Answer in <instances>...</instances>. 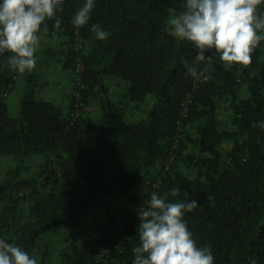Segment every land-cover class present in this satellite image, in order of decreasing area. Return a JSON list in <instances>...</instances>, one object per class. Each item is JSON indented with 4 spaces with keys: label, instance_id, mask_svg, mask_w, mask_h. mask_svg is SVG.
Instances as JSON below:
<instances>
[{
    "label": "trees",
    "instance_id": "1",
    "mask_svg": "<svg viewBox=\"0 0 264 264\" xmlns=\"http://www.w3.org/2000/svg\"><path fill=\"white\" fill-rule=\"evenodd\" d=\"M82 3L64 0L60 27L55 18L41 25L62 38L56 56L72 73L69 109L26 91L13 115L0 94V156L15 161L0 182V236L33 255L41 233L79 224L98 198L118 192L126 197L120 217L111 214L113 224L101 238L71 244L60 259L132 264L139 210L119 238L112 234L128 205L143 201L158 180L154 191L168 193L167 199L198 201L184 219L198 245H211L215 264H264V129L252 127L264 120V40L247 65L225 67L212 54L200 62L208 79L198 80L183 63L194 61L195 49L170 32L169 21L185 0H96L90 20L77 29L70 18ZM95 23L108 31L106 39H96L90 28ZM76 39L81 50L74 48ZM8 55L0 54L6 92L17 74L7 66ZM77 61L83 66L79 83ZM108 78L125 85L123 98L107 96ZM92 103L101 110L99 119L84 113ZM131 104L137 116L127 113ZM32 154L45 161L35 175L22 178ZM176 187L180 192L173 196ZM24 188L30 190L15 193ZM103 242L109 246L99 254Z\"/></svg>",
    "mask_w": 264,
    "mask_h": 264
},
{
    "label": "clouds",
    "instance_id": "2",
    "mask_svg": "<svg viewBox=\"0 0 264 264\" xmlns=\"http://www.w3.org/2000/svg\"><path fill=\"white\" fill-rule=\"evenodd\" d=\"M96 0H83L70 18L77 29L91 18ZM264 0H185L184 9L169 21L173 36L190 42L195 49L194 61H184L187 74L200 78V62L215 54L225 67L234 63L247 65L252 52L264 35ZM64 0H0V54L6 51L7 66L18 73L36 67L40 47L41 25L52 19L59 28ZM98 40L106 39L108 31L95 23L90 26ZM203 79H208L203 75ZM252 127L264 129V120L253 121ZM180 188H172L173 196ZM185 196L190 193L185 190ZM168 193L151 192L147 207L137 211L138 243L131 249L132 264H215L211 245L200 246L184 219L185 211L198 206L192 199L169 200ZM0 264H40L21 245L0 236Z\"/></svg>",
    "mask_w": 264,
    "mask_h": 264
},
{
    "label": "crops",
    "instance_id": "3",
    "mask_svg": "<svg viewBox=\"0 0 264 264\" xmlns=\"http://www.w3.org/2000/svg\"><path fill=\"white\" fill-rule=\"evenodd\" d=\"M39 34L40 47L36 53L38 57L36 67L23 74L17 72L13 86L6 92L5 95V86L0 85V94L3 96L9 111L13 115L18 114L20 97L24 92L30 91V85L37 89L35 92L30 93L33 97L49 100L61 107L63 111H67L69 109L71 94L74 91L72 73L70 70L62 67V62L59 61L56 56L60 48H62V38L51 35L44 29L40 30ZM54 70L55 72L57 70L61 71V75L56 79L52 77ZM106 83V94L111 100L114 101L123 98L122 95L125 91V85L122 82H118L117 80H114V78H108ZM55 91L57 94L59 93V96H57L56 99L50 94ZM138 112V109L132 105L127 113L132 116H137ZM84 113L85 115L95 119H99L101 117V110L97 103H92L91 105L86 106ZM9 161L10 164L8 165V170L13 168L15 165V161L13 159L10 158ZM44 161V156L40 154L27 156L24 160V168L22 169L20 176L24 178L35 175ZM151 171L155 172V168ZM139 191V189L135 190L136 193H139ZM114 193L111 194V196L114 195ZM96 201V204H92L80 223L72 226L74 228L71 234H69L70 230L68 228H64L66 230L58 234L59 229H62V227L55 231H46L41 233L37 239L33 255H36L39 261H43L45 264H67L60 259V255L63 251L68 249L71 244H94L97 239L103 236L104 228L109 224H113V222H111V214L114 215L116 219L120 217L122 210L126 206V197L122 195V202L117 209H113L106 205L103 212H101L102 209L99 211L97 209L99 207L103 208L104 200L100 197ZM85 218H88V220H85L86 222H84ZM102 218H104V220H102ZM79 225L85 229V231L79 232V228H77ZM89 226L92 227L91 231L86 230ZM72 234L74 237H72ZM56 235L61 237V241L59 243H56L52 237H56Z\"/></svg>",
    "mask_w": 264,
    "mask_h": 264
},
{
    "label": "built area",
    "instance_id": "4",
    "mask_svg": "<svg viewBox=\"0 0 264 264\" xmlns=\"http://www.w3.org/2000/svg\"><path fill=\"white\" fill-rule=\"evenodd\" d=\"M74 48L77 50H81L82 48V43L80 40L76 39L74 42ZM82 64L80 61H77L75 64V71H76V82L79 83L80 82V77H79V72L82 70ZM203 75H205L204 72H202V76L200 78H198V80H200L201 78H203ZM11 84H9L10 86ZM6 94V91L4 92V95ZM77 98V97H76ZM76 105V104H75ZM74 117L78 115V111L75 110L73 112ZM171 159H169L170 161ZM168 167V163H165L164 168ZM42 178V177H40ZM158 180L153 181L150 183V186L148 188V195L146 196V198L143 199V201H139V202H132L128 205V209L126 214L124 215L123 219L118 223L117 225V229L114 231V233L112 234V240L117 239L120 237V230L123 228V226L125 225L126 222L129 221L130 216L136 211L139 210L140 207H144L145 203L150 199V194L151 192L154 191L155 187L158 185ZM30 189L24 188V189H19L17 191H15V193H17L18 195H21L23 193H27ZM109 246L108 242H103L102 244H100L99 246V254L107 251V248ZM85 264H89V263H85Z\"/></svg>",
    "mask_w": 264,
    "mask_h": 264
},
{
    "label": "rangeland",
    "instance_id": "5",
    "mask_svg": "<svg viewBox=\"0 0 264 264\" xmlns=\"http://www.w3.org/2000/svg\"><path fill=\"white\" fill-rule=\"evenodd\" d=\"M61 75V71H59V70H57L56 72H55V70H54V72H53V76L52 77H54L55 79L58 77V76H60ZM31 87H30V93L32 92H35V90H37L36 88H34V87H32V85H30ZM40 89V88H39ZM39 91V90H38ZM51 95H52V97L53 98H57V96H59V93L57 94L56 93V91L55 92H51L50 93ZM147 104V103H146ZM146 104L144 103L143 105H141L142 107L141 108H145L146 107ZM12 159V157H10V156H7V155H2V156H0V181L5 177V173H7V171H8V165L10 164V161H9V159ZM7 169V170H6ZM124 196V195H123ZM102 198V200H104V205H103V208H98L97 210L99 211V210H101V212H103L104 210H105V207H106V205H108V206H110L111 208H113V209H117L118 207H119V205H120V203L122 202V194H120V193H118V192H115L114 193V195H103V197H101ZM99 199V198H98ZM96 202L97 201H95L94 202V204H96ZM89 210V209H88ZM97 211V212H98ZM90 213V212H89ZM102 215V214H101ZM89 218V217H88ZM88 218H85L84 219V222H86L85 220H88ZM102 220H104V218H102ZM65 227H62V229H59V231H58V234H60L61 232H63V231H65L66 229H64ZM69 230H70V232H69V234H71V232H72V230H73V228L74 227H67ZM77 228H79L78 230H79V232H83V231H85V229H83L80 225H79V227H77ZM77 230V229H76ZM86 230H92V227L91 226H89ZM53 238H54V241L56 242V243H59L60 241H61V237L60 236H57L56 235V237H54V236H52ZM72 237H74V235L72 234ZM77 237V236H76Z\"/></svg>",
    "mask_w": 264,
    "mask_h": 264
}]
</instances>
